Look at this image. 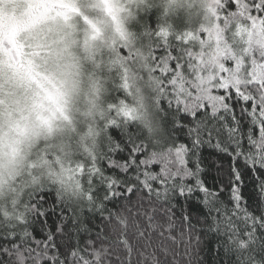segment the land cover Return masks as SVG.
Listing matches in <instances>:
<instances>
[{
	"label": "snow or ice",
	"instance_id": "6c2138e0",
	"mask_svg": "<svg viewBox=\"0 0 264 264\" xmlns=\"http://www.w3.org/2000/svg\"><path fill=\"white\" fill-rule=\"evenodd\" d=\"M188 9L131 14L99 147L57 156L59 173L37 154L0 203V264H203L207 235L231 264H264V0Z\"/></svg>",
	"mask_w": 264,
	"mask_h": 264
},
{
	"label": "clouds",
	"instance_id": "9594fccd",
	"mask_svg": "<svg viewBox=\"0 0 264 264\" xmlns=\"http://www.w3.org/2000/svg\"><path fill=\"white\" fill-rule=\"evenodd\" d=\"M189 3L0 0V203L31 180L39 152H52L48 164L59 173L57 156L66 163L99 147L108 69L135 31L131 14L152 8L188 22Z\"/></svg>",
	"mask_w": 264,
	"mask_h": 264
},
{
	"label": "trees",
	"instance_id": "16d2710c",
	"mask_svg": "<svg viewBox=\"0 0 264 264\" xmlns=\"http://www.w3.org/2000/svg\"><path fill=\"white\" fill-rule=\"evenodd\" d=\"M156 15H157V10L153 9L147 19L149 21V23L154 24L155 20H156ZM142 19L144 18L143 16L141 17ZM183 20V17L177 18L178 22H181ZM133 26H135L133 24ZM115 95V94H114ZM122 97V94H120ZM130 131H135L134 127H130L129 129ZM111 135H113L114 137H116L118 135L117 132L112 131L110 129V133ZM205 157H209V161L205 162V167H210V160L214 159V156H209L208 152L204 153ZM213 174H214V169L212 172H210L207 176V181L209 184L212 183L213 181ZM254 183H248L247 186L243 189V193L245 196L246 200H249V202L251 203L252 200H254ZM55 197V191L51 190L48 194H47V199L49 200V202H52L54 200ZM179 239V238H178ZM169 247L174 248V249H181L182 245L180 244H172L171 242H168ZM159 255V253L157 254ZM201 256L203 258V264H231V260L233 258H230L228 256H226L224 254L223 249H218L217 248V239L214 235H207L203 238V243H202V250H201ZM160 259L163 261L164 257L161 256ZM181 264H186V261H181Z\"/></svg>",
	"mask_w": 264,
	"mask_h": 264
}]
</instances>
